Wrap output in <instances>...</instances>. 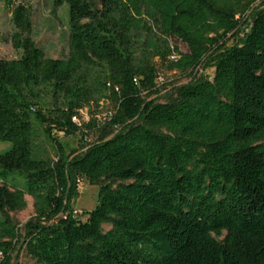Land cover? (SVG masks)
<instances>
[{
    "label": "trees",
    "instance_id": "obj_1",
    "mask_svg": "<svg viewBox=\"0 0 264 264\" xmlns=\"http://www.w3.org/2000/svg\"><path fill=\"white\" fill-rule=\"evenodd\" d=\"M252 1L53 0L67 30L56 59L34 43L27 9H10L19 55L0 59V141L11 144L0 153V264L17 244L34 264H264V7L246 27L237 19ZM205 58L210 77L156 99V62L185 72ZM107 99L102 121L72 122ZM32 122L54 160L33 153ZM80 130L97 133L80 156L51 136ZM14 172L23 190L6 184ZM78 177L98 186L83 221L69 205ZM24 195L34 215L20 234L9 213Z\"/></svg>",
    "mask_w": 264,
    "mask_h": 264
},
{
    "label": "rangeland",
    "instance_id": "obj_2",
    "mask_svg": "<svg viewBox=\"0 0 264 264\" xmlns=\"http://www.w3.org/2000/svg\"><path fill=\"white\" fill-rule=\"evenodd\" d=\"M264 0H253L248 11L237 14V19L242 20V27H246V23L250 21V16L254 11L264 7ZM7 3H11L8 5ZM23 5L29 14L31 24V37L34 43L42 49L45 57L56 59L63 58L67 54V30L65 21V8L63 5L53 6V0H0V59L11 60L18 57L19 52L12 49L9 36L12 32L10 24L9 11L14 5ZM246 29H241V32ZM242 34V33H241ZM240 34V35H241ZM239 35V36H240ZM225 47H230L234 40H231L230 35L226 36ZM168 44L176 47L179 52H187V48L180 41L170 38ZM173 58V57H171ZM156 62V60H154ZM209 60H202L200 65L195 69H190L185 72L167 71L164 67L155 63L157 70L156 88L158 94L155 96L159 102L173 97V89L196 81L201 78L210 77L213 69L209 66ZM45 90L38 94L37 108L49 106L50 97L44 93ZM154 96H151L153 98ZM36 107V106H34ZM113 110V102L109 99L98 102L97 106L90 105L89 108L81 110L78 118V126L94 118L96 121H102L110 115ZM34 127V139L32 141L33 153L45 160H54L56 158V149L53 143L46 139L42 132V127L37 123L32 122ZM51 136L55 138L58 144L62 147L66 154L80 156L86 148L97 141V133L93 130L85 132L80 130L71 136H64L61 133L52 132ZM11 144L6 141H0V153L7 151ZM6 184L15 189H24V178L19 173L14 172L9 174L6 179ZM98 186L89 185L87 181L78 177L76 182V194L70 200V209L73 216L78 220L83 221L84 217L81 212L91 210L96 204ZM25 206L22 210L11 212L9 216L16 226L20 234L23 233L24 224L33 217L32 200L29 196L23 197ZM102 230H106L109 226L102 224ZM19 244L15 246V250L11 253L10 264H34V261L29 257L23 249L18 250Z\"/></svg>",
    "mask_w": 264,
    "mask_h": 264
},
{
    "label": "built area",
    "instance_id": "obj_3",
    "mask_svg": "<svg viewBox=\"0 0 264 264\" xmlns=\"http://www.w3.org/2000/svg\"><path fill=\"white\" fill-rule=\"evenodd\" d=\"M80 112H81V111H79V113H80ZM71 120H72V122H73L75 125L78 126V118L73 117Z\"/></svg>",
    "mask_w": 264,
    "mask_h": 264
}]
</instances>
